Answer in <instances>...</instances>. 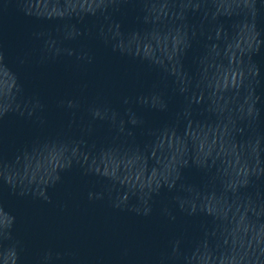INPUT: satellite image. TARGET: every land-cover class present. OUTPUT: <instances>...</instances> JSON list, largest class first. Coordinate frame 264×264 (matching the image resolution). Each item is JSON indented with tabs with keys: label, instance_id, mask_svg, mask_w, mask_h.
I'll return each mask as SVG.
<instances>
[{
	"label": "water",
	"instance_id": "water-1",
	"mask_svg": "<svg viewBox=\"0 0 264 264\" xmlns=\"http://www.w3.org/2000/svg\"><path fill=\"white\" fill-rule=\"evenodd\" d=\"M196 264H264V95Z\"/></svg>",
	"mask_w": 264,
	"mask_h": 264
}]
</instances>
